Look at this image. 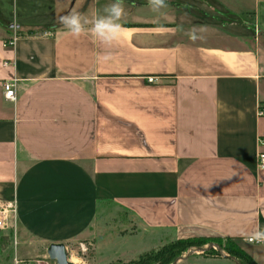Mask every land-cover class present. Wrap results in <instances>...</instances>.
<instances>
[{
  "label": "crops",
  "instance_id": "obj_1",
  "mask_svg": "<svg viewBox=\"0 0 264 264\" xmlns=\"http://www.w3.org/2000/svg\"><path fill=\"white\" fill-rule=\"evenodd\" d=\"M113 2L0 0V205L16 208L0 245L18 263L49 264L52 243L85 260L76 244L113 207L146 247L231 239L264 264L246 239L264 229V0H167L158 21L147 0H123L112 47L59 23Z\"/></svg>",
  "mask_w": 264,
  "mask_h": 264
},
{
  "label": "rangeland",
  "instance_id": "obj_2",
  "mask_svg": "<svg viewBox=\"0 0 264 264\" xmlns=\"http://www.w3.org/2000/svg\"><path fill=\"white\" fill-rule=\"evenodd\" d=\"M107 209L109 208L104 207L103 211L99 215L100 217L97 219L96 226H94L91 230L94 236L92 238L94 240L91 241L92 244H87L86 241V248L80 243L76 244L78 248V257H84L85 260H81V258L70 260L68 256L69 260L74 264H130L132 259L135 257L138 258L142 249L147 250L151 247H154L151 245L148 247L144 246L142 242L145 238L143 230L139 228V224L133 217L130 218V216H127L126 214L111 211L113 207L112 209H109V212H106ZM2 230L3 229H0V236L2 235ZM191 239V242L185 244L181 254L177 256L174 261L182 256L187 255L190 251L195 250V252L187 259H180L177 264H236L233 259L222 256L216 246L221 248L222 253L228 255H231V253L225 248L227 246H230L235 250L245 251L242 248V245L235 241H232L231 244H228L227 241L218 239ZM200 240L202 242H200ZM174 241L175 240L167 241L160 245H155V247L151 250L167 247ZM5 242V245H0V264H25L18 263L17 261L13 260V256L10 258V240H5ZM198 248L207 250L197 251ZM207 251L211 253L207 254ZM117 252H119V254ZM214 252H217L218 254H215ZM5 256L7 258L9 257L7 261L3 260ZM47 258L50 260L49 256ZM33 264L43 263L34 262ZM49 264L57 263L53 260H50Z\"/></svg>",
  "mask_w": 264,
  "mask_h": 264
},
{
  "label": "clouds",
  "instance_id": "obj_3",
  "mask_svg": "<svg viewBox=\"0 0 264 264\" xmlns=\"http://www.w3.org/2000/svg\"><path fill=\"white\" fill-rule=\"evenodd\" d=\"M147 5L153 13L158 14L156 17L157 21L160 15H162L161 10L168 7L167 0H147ZM124 16L125 8L123 6V0H114L100 14L88 17L73 10L59 17V23L75 38L90 34L103 45L112 47L113 45L121 43L126 38L127 29L121 23ZM200 31L202 30L193 27L188 30L187 35L195 42L203 38L199 34ZM110 58L109 55H105L101 59L106 61ZM246 239L251 243L264 244V229L257 228L250 234H246Z\"/></svg>",
  "mask_w": 264,
  "mask_h": 264
},
{
  "label": "trees",
  "instance_id": "obj_4",
  "mask_svg": "<svg viewBox=\"0 0 264 264\" xmlns=\"http://www.w3.org/2000/svg\"><path fill=\"white\" fill-rule=\"evenodd\" d=\"M192 239H179L170 243L167 247H162L157 250H149L143 252L138 258L130 261V264H171L174 259L181 254L185 244L191 242ZM222 240V239H218ZM228 244L232 243L231 239H226ZM200 242H202L200 240ZM230 251L231 255L235 256L241 264H259L248 253L243 250H235L232 247H225ZM207 254L211 252L207 251ZM218 254L217 252H214Z\"/></svg>",
  "mask_w": 264,
  "mask_h": 264
},
{
  "label": "built area",
  "instance_id": "obj_5",
  "mask_svg": "<svg viewBox=\"0 0 264 264\" xmlns=\"http://www.w3.org/2000/svg\"><path fill=\"white\" fill-rule=\"evenodd\" d=\"M18 37L14 36L6 41L7 46H13L17 42ZM149 82H155L156 78L150 76L147 78ZM17 79H7L3 83L4 97L9 101L17 100ZM259 115H264V107L259 109ZM260 150L258 152V166L264 170V139L260 140ZM15 205L12 202L0 205V229H6L9 226L10 214L15 213Z\"/></svg>",
  "mask_w": 264,
  "mask_h": 264
},
{
  "label": "water",
  "instance_id": "obj_6",
  "mask_svg": "<svg viewBox=\"0 0 264 264\" xmlns=\"http://www.w3.org/2000/svg\"><path fill=\"white\" fill-rule=\"evenodd\" d=\"M211 245H213V244H211ZM216 247L219 249V252L222 256L233 259L236 262V264H241L237 260V258H235L234 256H231V255L222 253L221 248L219 246H216ZM198 250L205 251L207 249L198 248L197 251ZM194 252H195V250L188 252L187 255L180 257L179 259L175 260L171 264H177L180 259H187ZM48 256L51 260L55 261L57 264H74L68 258V253H67L66 246L64 243H52V244H50L48 247Z\"/></svg>",
  "mask_w": 264,
  "mask_h": 264
}]
</instances>
